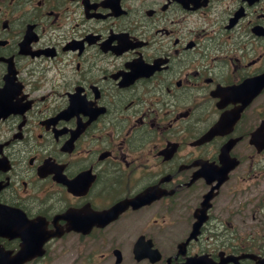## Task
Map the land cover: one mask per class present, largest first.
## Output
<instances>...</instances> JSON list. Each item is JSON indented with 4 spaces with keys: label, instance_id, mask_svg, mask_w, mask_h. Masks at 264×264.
Returning a JSON list of instances; mask_svg holds the SVG:
<instances>
[{
    "label": "flooded vegetation",
    "instance_id": "1",
    "mask_svg": "<svg viewBox=\"0 0 264 264\" xmlns=\"http://www.w3.org/2000/svg\"><path fill=\"white\" fill-rule=\"evenodd\" d=\"M263 262L264 0H0V264Z\"/></svg>",
    "mask_w": 264,
    "mask_h": 264
}]
</instances>
